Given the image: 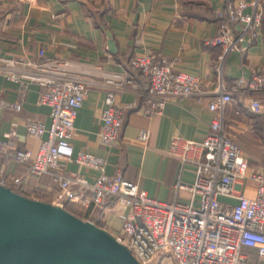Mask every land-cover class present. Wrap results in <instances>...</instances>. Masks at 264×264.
I'll list each match as a JSON object with an SVG mask.
<instances>
[{
    "label": "crops",
    "instance_id": "0c3cea01",
    "mask_svg": "<svg viewBox=\"0 0 264 264\" xmlns=\"http://www.w3.org/2000/svg\"><path fill=\"white\" fill-rule=\"evenodd\" d=\"M228 1L0 0L2 54L51 61L46 70L0 62V99L9 103L0 105V139H5L6 132L13 130L9 150L28 149L34 153L39 146L40 138L28 132L25 121L41 120L48 125L50 107L40 101L41 85L31 78L32 74L84 76L91 83L78 108L70 137L75 152L85 150L100 155L105 158L107 173L119 171L148 195L172 200L178 180L195 179L192 163L182 162L165 151L173 136L204 138L215 115L208 101L216 98L220 86L232 89L236 78L251 80L258 72L261 90L256 93L235 90L233 99L225 106L224 121L236 133L239 145L249 158L248 172L264 171V20L255 37L245 35L237 47L221 57V46L205 41L216 34V8H225ZM257 2L264 10V0ZM246 10L251 11L252 6ZM40 47L44 48L45 56L37 55ZM149 50L170 58L175 69L197 75L206 90L202 99L188 95L167 101L161 112H143L140 104L146 83L140 72L128 65V59ZM113 72L135 79L138 85L127 84L116 92V101L126 109L118 142L105 145L99 140L101 112L106 105V86L101 82ZM20 79L27 81V87L22 105L16 109L10 103L19 98ZM253 96L259 97L263 104L261 111L251 109ZM143 129L147 131L146 140L138 138ZM60 168L65 173L80 172L89 180L99 172L74 160L64 162ZM0 174L9 181L13 176H23L21 183L10 182V185L35 198L51 201L58 189V182L49 172L32 174L26 163L2 151ZM237 188L244 195L253 196L257 181L245 176ZM220 198L227 197L220 195ZM66 207L112 233L121 228L124 207L112 197L101 205L91 203L85 207L68 202ZM242 250V264H264L253 248Z\"/></svg>",
    "mask_w": 264,
    "mask_h": 264
},
{
    "label": "built area",
    "instance_id": "2783aa9c",
    "mask_svg": "<svg viewBox=\"0 0 264 264\" xmlns=\"http://www.w3.org/2000/svg\"><path fill=\"white\" fill-rule=\"evenodd\" d=\"M248 6H252L251 11L246 10ZM215 11L216 34L205 42L220 45L221 57L237 47L245 35L251 38L257 35L262 18L257 0H229L225 8L217 7ZM237 27V33L232 35ZM37 55L45 56L44 48H38ZM3 61L9 65H33L40 70H46L51 63L21 56L5 57L0 50V62ZM128 62L146 83L140 104L145 113L161 112L166 102L175 98L196 95L201 100L206 92L197 75L175 69L171 59L161 52L149 50L133 54ZM31 78L41 85L40 101L50 107V122L45 125L41 120L25 121L28 132L40 138L34 153L28 149L9 150L13 130L6 132L5 139H0V151L26 163L32 174L49 172L58 182L52 202L65 207L68 202H77L87 207L91 203L101 205L109 197L119 201L124 207L122 225L113 235L141 264H242L243 247L253 248L264 259V171L248 172L249 158L239 145L236 133L224 121L225 106L233 99L235 90L251 93L261 90L258 72L251 80L236 78L232 89L220 86L216 98L208 101L215 115L204 138L173 136L165 151L182 162L192 163L195 179L178 180L172 200L148 195L119 171L107 173L105 158L100 155L85 150L75 152L70 137L78 108L91 83L89 80L68 74H32ZM26 82L20 79L19 98L10 103L16 109L22 105ZM101 84L106 86V105L101 112L99 140L105 145H114L119 140L126 109L116 101V92L127 84L136 87L138 82L113 72ZM7 104L0 99V105ZM250 107L261 111L263 104L259 97L251 98ZM138 138L146 140L147 131L141 130ZM68 160L97 168L99 172L93 180L77 171L65 173L60 166ZM245 176L257 181L253 196H246L237 188ZM22 179L23 176H13L9 181L0 174V182L7 185L19 184ZM220 195L227 198L222 199Z\"/></svg>",
    "mask_w": 264,
    "mask_h": 264
},
{
    "label": "water",
    "instance_id": "95a60500",
    "mask_svg": "<svg viewBox=\"0 0 264 264\" xmlns=\"http://www.w3.org/2000/svg\"><path fill=\"white\" fill-rule=\"evenodd\" d=\"M0 264L141 263L98 223L0 182Z\"/></svg>",
    "mask_w": 264,
    "mask_h": 264
},
{
    "label": "trees",
    "instance_id": "16d2710c",
    "mask_svg": "<svg viewBox=\"0 0 264 264\" xmlns=\"http://www.w3.org/2000/svg\"><path fill=\"white\" fill-rule=\"evenodd\" d=\"M263 20H264V10H262L261 24H262ZM128 65L130 66L129 62H128ZM130 67H131V66H130ZM136 71H137V70H136ZM137 72H139V71H137ZM10 186H11L12 188H14L15 190H17V191H19V192H21V193H23V194H25V195H28V194H26V193H24V192L18 190L16 187H14V185H10ZM28 196H30V195H28ZM30 197H34V196H30ZM39 199H43V198L39 197ZM43 200H46V199H43ZM48 201H49V200H48ZM68 209H69L70 211L74 212V211H73L72 209H70L69 207H68ZM74 213L77 214V215H79V214L76 213V212H74Z\"/></svg>",
    "mask_w": 264,
    "mask_h": 264
},
{
    "label": "rangeland",
    "instance_id": "374dc122",
    "mask_svg": "<svg viewBox=\"0 0 264 264\" xmlns=\"http://www.w3.org/2000/svg\"><path fill=\"white\" fill-rule=\"evenodd\" d=\"M170 262H171V260H170ZM173 264H176V262H174Z\"/></svg>",
    "mask_w": 264,
    "mask_h": 264
}]
</instances>
